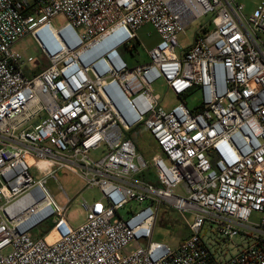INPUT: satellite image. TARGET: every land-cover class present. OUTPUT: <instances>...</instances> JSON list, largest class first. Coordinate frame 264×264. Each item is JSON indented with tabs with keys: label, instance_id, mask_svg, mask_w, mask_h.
<instances>
[{
	"label": "built area",
	"instance_id": "2783aa9c",
	"mask_svg": "<svg viewBox=\"0 0 264 264\" xmlns=\"http://www.w3.org/2000/svg\"><path fill=\"white\" fill-rule=\"evenodd\" d=\"M145 25L159 41L132 67ZM28 35L49 64L32 76ZM64 169L102 194L77 227L46 188ZM162 204L191 216L176 247L154 238ZM0 264H264V0H0Z\"/></svg>",
	"mask_w": 264,
	"mask_h": 264
},
{
	"label": "rangeland",
	"instance_id": "374dc122",
	"mask_svg": "<svg viewBox=\"0 0 264 264\" xmlns=\"http://www.w3.org/2000/svg\"><path fill=\"white\" fill-rule=\"evenodd\" d=\"M261 1L262 0H239V3L245 5V14L249 16L254 12ZM209 18L210 17H205L194 22L192 26L186 30V34L180 36L179 43L181 46L178 49L179 52L194 43L195 34L199 25L209 20ZM64 23L65 18L62 16L55 20V24L58 26ZM138 39L139 45L136 48L123 50L125 60L132 67L149 61L148 51L157 44L159 36L151 25H145L138 32ZM15 50L24 54L25 57H34V61L26 64L24 67L28 76H32L34 73L49 66L36 41L31 35L18 41L15 45ZM154 87L156 93L164 95L166 92V87L162 82L156 83ZM167 99L173 102L171 95H169ZM187 100L189 106L194 108L199 100V94L197 92L193 93L187 98ZM135 141L139 145L140 151L145 156H152L153 154L160 153L159 148L155 145V141L147 132L143 134L139 133ZM101 156L102 149L91 152V157L94 159H99ZM34 175H39V173L35 172ZM46 188L56 202L61 205L67 203L65 193L73 200L67 210L68 220L73 227H77L85 221V211L81 206L83 200L85 199L87 202L92 203L102 198V194L98 188L85 189L84 181L74 173L65 169L58 171L55 177L48 178ZM122 215L127 216L126 211H122ZM189 220H191L189 214H182L171 206L162 204L159 207L154 238L168 243L172 247H176L190 235ZM40 229L46 230L47 224L43 225ZM214 229L215 227L210 228L207 233L203 230L204 240L209 244L213 253H216L217 257H220L222 252L227 256L235 254L238 251V248L234 246V243H238L240 238H236L234 242L222 240L221 237L215 234Z\"/></svg>",
	"mask_w": 264,
	"mask_h": 264
},
{
	"label": "crops",
	"instance_id": "0c3cea01",
	"mask_svg": "<svg viewBox=\"0 0 264 264\" xmlns=\"http://www.w3.org/2000/svg\"><path fill=\"white\" fill-rule=\"evenodd\" d=\"M160 241V240H159ZM233 255V254H232ZM231 256V255H230Z\"/></svg>",
	"mask_w": 264,
	"mask_h": 264
}]
</instances>
